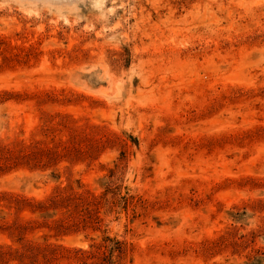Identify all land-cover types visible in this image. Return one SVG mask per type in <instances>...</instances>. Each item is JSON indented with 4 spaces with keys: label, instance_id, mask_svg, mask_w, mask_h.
<instances>
[{
    "label": "rangeland",
    "instance_id": "obj_1",
    "mask_svg": "<svg viewBox=\"0 0 264 264\" xmlns=\"http://www.w3.org/2000/svg\"><path fill=\"white\" fill-rule=\"evenodd\" d=\"M0 264H264V0H0Z\"/></svg>",
    "mask_w": 264,
    "mask_h": 264
}]
</instances>
